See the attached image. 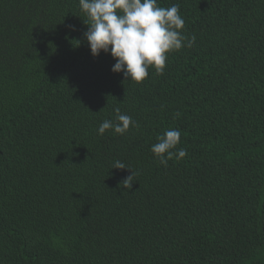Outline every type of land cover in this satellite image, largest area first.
Wrapping results in <instances>:
<instances>
[{
    "label": "trees",
    "instance_id": "1",
    "mask_svg": "<svg viewBox=\"0 0 264 264\" xmlns=\"http://www.w3.org/2000/svg\"><path fill=\"white\" fill-rule=\"evenodd\" d=\"M157 3L196 40L135 82L79 0H0V264H264V0Z\"/></svg>",
    "mask_w": 264,
    "mask_h": 264
},
{
    "label": "clouds",
    "instance_id": "2",
    "mask_svg": "<svg viewBox=\"0 0 264 264\" xmlns=\"http://www.w3.org/2000/svg\"><path fill=\"white\" fill-rule=\"evenodd\" d=\"M79 7L87 17L84 37L91 54H110L115 61L111 71L122 73L127 80L142 82L150 67L162 74L167 54L191 48L196 40L195 36L183 34L185 20L179 4L162 7L157 0H79ZM114 112L115 121L105 119L98 127L99 135L109 129L124 135L130 126H136L132 117L122 114L118 107ZM157 141L150 150L164 166L174 157L182 159L187 155L186 149L177 147L181 143L179 129H167ZM113 168L130 169L119 160ZM133 175L132 171L123 181L125 188H131Z\"/></svg>",
    "mask_w": 264,
    "mask_h": 264
}]
</instances>
